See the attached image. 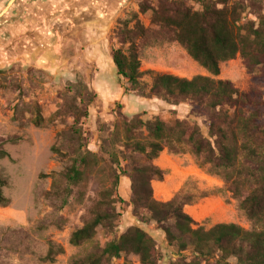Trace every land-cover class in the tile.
I'll return each mask as SVG.
<instances>
[{
	"label": "rangeland",
	"instance_id": "374dc122",
	"mask_svg": "<svg viewBox=\"0 0 264 264\" xmlns=\"http://www.w3.org/2000/svg\"><path fill=\"white\" fill-rule=\"evenodd\" d=\"M149 1L157 5L156 0ZM202 1L187 0V3L200 11ZM228 1L230 5L240 4L245 8L243 23L257 22V18L264 16V0ZM135 4L115 21L107 39L100 44L104 49L98 59L92 53L87 36L68 40L65 33L67 39L63 40L58 56L50 58L43 66L19 61L0 70V144L10 154L9 159L0 161V176L8 180L4 193L11 201L8 208L0 207V264H75L76 259L92 252L96 244L104 247L132 227H139L154 238L158 264L193 259L192 250L180 252L177 245L169 246L161 228L172 227L173 221L158 224L144 209L135 212L134 188L138 194H144L142 175L137 171L150 168L154 162H149L134 147L136 142L149 140V131L145 127L138 128L139 121L159 119L168 125L176 120L187 121L197 125L203 136L210 139L209 120L190 102L175 106L158 98L141 97L116 72L111 75L110 71H105L99 59L105 61L114 49L129 50V41L134 37L128 35V31L136 28L137 16L148 29L142 38H135L141 72L155 71L187 79L208 76V73L183 47L168 42L151 26V13L136 12ZM221 68L220 79L231 81L241 92L253 89V77L240 57L222 64ZM152 81L150 75L143 78L146 92ZM38 114L44 120L41 127L33 124ZM127 129L131 130L128 142L124 140ZM185 148L187 151L179 155L167 148L164 152L188 158L202 173L222 181L224 187L219 194L201 191H198L201 194H178L176 198L184 211L189 210L187 205L192 206L204 197L219 196L226 206L225 211L216 221L205 222L203 227L211 229L215 222H221L253 230V224L240 210V200L228 191L224 180L209 174L201 167L204 160ZM86 152L95 155L97 160L88 178L77 186L62 181L59 194H54L52 175L61 174ZM125 177L132 183L131 198L127 202L120 194V182ZM209 181L214 182L210 178ZM107 192L113 194L111 202H115L113 206L118 213L115 229L110 232L99 228L94 246H71L73 232L83 226L95 204ZM229 262L237 264L235 259ZM106 264H140V261L138 257L125 255Z\"/></svg>",
	"mask_w": 264,
	"mask_h": 264
},
{
	"label": "trees",
	"instance_id": "16d2710c",
	"mask_svg": "<svg viewBox=\"0 0 264 264\" xmlns=\"http://www.w3.org/2000/svg\"><path fill=\"white\" fill-rule=\"evenodd\" d=\"M156 1L157 5H153L144 0L140 13H151V26L168 42L183 47L208 76L187 79L155 71L141 72L135 38H142L148 29L137 16L136 28L128 31L134 37L129 41V50H112L117 74L141 97L158 98L175 106L190 102L208 118L210 139L203 136L197 125L187 121L176 120L172 125L159 119L139 121L138 128L149 131V140L136 142L134 150L153 163L166 148L176 155L184 154L185 147L190 148L198 159L204 160L201 167L222 178L228 191L240 200V210L254 229L246 230L234 223L206 229L184 211L176 197L167 203L158 202L152 182L155 178L162 181L165 174L154 164L137 171L142 175L144 194H138L135 187L132 205L135 212L140 208L147 211L158 224L174 222L172 227L161 228L169 246L177 245L180 252L192 250L193 259L171 264H230V259H235L237 264H264V16L257 18V22L243 23L245 8L240 4L230 5L228 0H203L200 11L190 7L187 0ZM237 57L245 62L253 77L254 87L249 92H241L231 81L220 79L222 64ZM146 75L153 80L147 92L142 83ZM33 124L44 125L40 114ZM130 133L129 129L125 131L127 142ZM9 158L10 154L0 144V161ZM95 161V155L86 152L61 174H53V193L59 194L62 181L70 186L84 182L97 166ZM147 174L148 178L144 177ZM7 186L8 180L0 176L2 208L11 204L4 193ZM111 197V192L102 195L83 226L73 232L71 246H94L99 228L110 232L115 229L118 213ZM125 255L138 257L140 264L159 263L154 238L145 230L132 227L104 247L96 244L92 252L76 259L75 264H106Z\"/></svg>",
	"mask_w": 264,
	"mask_h": 264
},
{
	"label": "crops",
	"instance_id": "0c3cea01",
	"mask_svg": "<svg viewBox=\"0 0 264 264\" xmlns=\"http://www.w3.org/2000/svg\"><path fill=\"white\" fill-rule=\"evenodd\" d=\"M7 1L9 0H0L1 12L11 2ZM139 2L140 0H16L0 18V70L19 61L43 66L50 58L58 56L63 40L67 39L66 35L69 36L68 40H80L83 35L87 36L92 53L98 59L104 49L100 44L107 39L115 21L127 8L135 7V3V11L140 13L142 2L138 5ZM112 54L113 51L105 61L99 59V62L105 71L114 75L117 70ZM105 85H109L108 82ZM154 164L165 173L162 181H153L154 198L158 202L167 203L182 192L219 194L224 187L222 181L202 173L186 157L171 156L164 152ZM209 178L214 182L211 183ZM131 185L128 177L120 182V194L126 202L131 198ZM186 208L189 209L186 213L203 226L210 219L216 221L226 206L219 196L209 195ZM218 224L223 223L215 222L212 227Z\"/></svg>",
	"mask_w": 264,
	"mask_h": 264
},
{
	"label": "water",
	"instance_id": "95a60500",
	"mask_svg": "<svg viewBox=\"0 0 264 264\" xmlns=\"http://www.w3.org/2000/svg\"><path fill=\"white\" fill-rule=\"evenodd\" d=\"M16 0H11V2L9 3L8 7L2 12V14H0V18L7 12V10L10 8V6H12V4L15 3Z\"/></svg>",
	"mask_w": 264,
	"mask_h": 264
},
{
	"label": "flooded vegetation",
	"instance_id": "af4514ba",
	"mask_svg": "<svg viewBox=\"0 0 264 264\" xmlns=\"http://www.w3.org/2000/svg\"><path fill=\"white\" fill-rule=\"evenodd\" d=\"M2 13V12H1Z\"/></svg>",
	"mask_w": 264,
	"mask_h": 264
}]
</instances>
